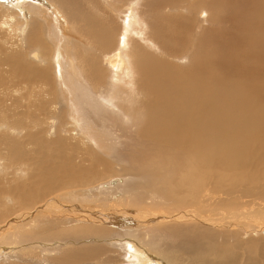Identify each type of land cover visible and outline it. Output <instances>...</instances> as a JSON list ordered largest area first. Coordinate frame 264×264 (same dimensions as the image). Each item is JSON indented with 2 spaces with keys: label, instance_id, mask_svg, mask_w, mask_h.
I'll return each mask as SVG.
<instances>
[{
  "label": "bare ground",
  "instance_id": "6f19581e",
  "mask_svg": "<svg viewBox=\"0 0 264 264\" xmlns=\"http://www.w3.org/2000/svg\"><path fill=\"white\" fill-rule=\"evenodd\" d=\"M1 71L0 209L50 212L22 264H264V0H0Z\"/></svg>",
  "mask_w": 264,
  "mask_h": 264
},
{
  "label": "rangeland",
  "instance_id": "374dc122",
  "mask_svg": "<svg viewBox=\"0 0 264 264\" xmlns=\"http://www.w3.org/2000/svg\"><path fill=\"white\" fill-rule=\"evenodd\" d=\"M13 41L14 40H12V42ZM6 66H5V69H8L9 70V67L8 66L6 67ZM0 73H3V72L1 71ZM5 74H1L0 76L4 75L6 77ZM14 81H17V79H15L13 76L11 77V76L8 75L6 77V83H5V85H3L1 87V91H3L5 93V95H8L7 97H10V95L7 94V93H9V89L10 90H13L12 88L16 84V83L14 84ZM51 88L53 89L54 87H51ZM51 88H47V89H48V91L52 95L53 92H54V89L52 90ZM13 94L14 95H17L18 92H15ZM11 112H12V110H11ZM18 118H21V116L19 115V116L15 117V120H17ZM0 132L2 134H7V136H8V130H5L4 129L2 131L0 130ZM19 139L25 140L26 138L21 137ZM4 140H5V138H4ZM5 148H9V147H5ZM23 148L25 149V147H23ZM27 148L28 149H26V150H31V148H32V151L34 149H35L34 151H37L38 150V146L37 145H34V144L33 145H28ZM130 151H132V150H130ZM33 152H29L28 153L29 156H33L34 155ZM123 153H124V155H126L127 151H126V153L125 152H123ZM0 171H1V169H0ZM0 173H2V171ZM106 183L107 184H110L109 182H106ZM99 194L101 195V197H103L101 200L98 201L100 203L103 202V201L105 202V200H107V199L113 198L116 194H122V198H120L121 199V202L116 207H114V209H117V210L118 209H126V207L129 205L127 208L133 209V211L135 212V214H133V216L134 217H138L139 216L138 217V220L143 215L146 218V220H151V219L152 220H156V219H159V218L156 217L157 215H169L170 217H168L167 220H170V221H172V220H192V218H191L192 216H190V218L186 216L187 212H189V211H187L188 208H185L186 209L185 210L184 208H182V207H180L178 205H174L173 203L170 204L169 201L166 200V198H165V192L152 191L151 192L152 195H148V196L144 197V200H141V201L138 199V201H136L134 203H133L134 189H127L126 187H124V185L116 184V185H112V186L106 187V188H104V190H101L98 193V195ZM95 195L97 196V194H95ZM59 198H60V202H63L65 200V199H63L61 197H59ZM62 204H64V203H62ZM91 204H96V203L94 201V202H91ZM126 204H127V206H126ZM57 205L58 204H56L55 206H57ZM118 206H120V207H118ZM144 208L146 210H144ZM53 210H55V209H53ZM52 212H54V211H52ZM136 212H138V213H136ZM0 213H1L0 214L1 215L0 225H2L3 223H5V225H7L5 227H2L3 229L0 228V231H1L0 232V251H1L0 252V263H2L3 260H6V263L5 264H8V263L9 264H16V263L22 264V261L21 260L19 261V254H18V246L20 247V244H16V242H18V240L21 238L20 236H21L22 233L28 231L27 230V227H30L31 225L33 226L29 230H32V229L35 230V228H38L40 226L39 224L41 223L42 219L46 216V214H48L50 212L49 211H40V214H37L36 216H29L28 215L27 217L22 218V220H19L17 222L16 221H14V222L12 221V219H14V217H12L11 219H9L10 215H8L7 212H4L5 213L4 214L3 211H2V209H0ZM42 213H44V214H42ZM26 214H29V213H26ZM5 217H7V218H5ZM4 219H6V220H4ZM7 220H9V221H7ZM9 222H13L14 224L13 223L12 224L11 223L8 224ZM185 223H188V222H185ZM151 226H152L151 228H149V229L146 230L150 234H152V232H156V233H161V232L163 233V232H165L164 230L161 231V229L159 227L155 228V225L154 224H152ZM19 227H20V229H18ZM255 228H259V226L258 227L256 226ZM168 232L169 231H167V233ZM172 243H174V245H175V244L178 243V241L172 242ZM114 257H116V256H114V255H111L109 257L106 256V260H107L106 263L109 262L108 261L109 258H114ZM12 258H13V260H11ZM13 261H15L16 263H14Z\"/></svg>",
  "mask_w": 264,
  "mask_h": 264
}]
</instances>
